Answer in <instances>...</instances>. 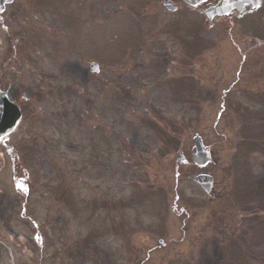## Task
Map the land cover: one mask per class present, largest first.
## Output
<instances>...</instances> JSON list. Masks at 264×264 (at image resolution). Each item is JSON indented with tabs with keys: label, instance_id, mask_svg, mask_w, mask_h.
Segmentation results:
<instances>
[{
	"label": "rangeland",
	"instance_id": "obj_1",
	"mask_svg": "<svg viewBox=\"0 0 264 264\" xmlns=\"http://www.w3.org/2000/svg\"><path fill=\"white\" fill-rule=\"evenodd\" d=\"M160 3L15 0V5L8 6L9 14L15 8L21 10L14 34L18 32L16 43L21 46V53L24 54L23 49L26 53L18 73H7L3 82H12L17 90L12 93L28 110L10 142H21L20 147L28 153L30 148L35 149L36 138L38 149L22 173L29 176L35 188L22 193L14 184L16 165L0 145V235L16 247L17 264H264V192L259 195L263 206L249 204L256 202L257 195L249 198L242 179L247 176L246 182L250 183L249 174L254 179H264V154L248 155L241 150L230 153L228 143H222V158H231L234 168L231 195L238 197L246 223V235L235 241L241 248L232 242L223 247L224 251H213L205 245V238L197 240L191 230L194 219L188 220L176 211L169 213L172 202L166 210L162 206L165 196L157 189L160 185L148 177V163L152 165V175H158L166 160L175 158V154L158 150L159 136L180 129L185 136L212 110L193 108L188 98L179 100L177 85L193 80L186 74L190 68L206 64L209 55L194 59L185 46L170 42L174 35L192 37V31L186 33L192 21L169 23L176 15L158 7ZM168 25L179 33L167 31ZM33 30L35 47L31 43ZM207 34L202 27L198 36L209 43ZM25 40L30 52L23 44L26 42L22 43ZM205 47L203 51H215L210 45ZM2 48L5 41L0 31V52ZM226 52L221 48L215 51L223 68L234 74L236 70H230ZM235 56L238 59L237 52ZM9 58L15 60L14 55ZM95 58L102 66L96 74L85 66ZM113 67L116 71H112ZM215 111L216 117L218 109ZM229 114L233 115L230 110ZM234 116L237 121L230 129L237 131L242 124L238 110ZM148 117L160 121L155 124L157 128L146 122ZM227 121L222 119L220 125ZM158 128L160 135L156 134ZM240 142L235 141L238 149ZM175 144L172 150L177 148ZM54 183L63 189L66 184L70 187L68 206L62 195L55 202V195L44 193ZM178 187L181 204L185 199L206 200V193L197 186L186 181L176 186L175 180L170 187L172 199ZM102 196L119 200L120 208L128 201L140 205L115 214L112 211L113 215L107 216L104 211L98 212ZM66 227L86 234L85 240L92 243L84 257L69 255L63 248ZM99 231L104 233L103 238H97ZM126 231L134 233L128 243L121 240ZM160 238L175 241L161 245ZM143 243L147 246H139ZM4 256L8 253L0 246V264Z\"/></svg>",
	"mask_w": 264,
	"mask_h": 264
},
{
	"label": "flooded vegetation",
	"instance_id": "obj_2",
	"mask_svg": "<svg viewBox=\"0 0 264 264\" xmlns=\"http://www.w3.org/2000/svg\"><path fill=\"white\" fill-rule=\"evenodd\" d=\"M166 1H169L174 9H168L163 4L162 9L176 15L169 23L184 19L199 22L202 19L201 22H205L204 27L208 31L209 43L207 44L215 51L218 48L227 51L230 70H236L234 74L230 73L221 65L219 54L213 50L204 51V54L209 55L207 63L202 64L201 67L190 68V71H193L190 75L195 76L198 81L194 88L196 94L194 100L205 107L226 109L223 113L224 120H228L227 122L232 120L228 109L240 108L245 121L244 130L234 134L244 140L260 139L264 135V0H201L198 4H190L187 0ZM20 15L21 11L18 9L12 14L0 13V27L2 26L1 31L5 41V48H2L0 52V70L6 72L15 73L17 70L18 73L24 61L23 57L15 58V60L9 58L13 47L7 36L15 27V21L20 20ZM166 28L171 29V25ZM184 38L175 36L170 42L176 45L181 44L184 43ZM190 42L198 43L196 38L188 41ZM196 49L193 47L192 55L199 57ZM235 52L238 53V59ZM0 88H4L1 83ZM214 113L215 111H211L206 119L201 118L202 123L193 126V131H189L185 136L181 129L172 133L179 146L177 148L182 150L185 158L184 163L177 162L175 166L177 182L192 179L200 174H209L213 176L214 184L205 201L189 202L185 199L182 203L185 207L181 204L178 206L180 197L176 195V199H179L171 209L179 210L180 215L184 212L187 216L191 214V218L194 219L191 229L197 234V239L200 235L208 236L211 233L215 240L208 239L209 245L217 249L220 246H229L231 241L238 237L243 226V210L231 195V164L228 162L226 164V160L219 154L222 148L216 142L218 138L237 137L229 136L228 123L226 127L217 125L224 114L219 113L218 119L215 120V118L212 119ZM192 135H196L195 140L201 141L203 146L210 148L213 159L206 165H200L194 160L195 143ZM0 140L5 150L10 152L4 139ZM10 149L15 150L13 144L10 145ZM259 149L260 147L255 150ZM12 161H20L18 153H15ZM171 166L174 165L171 164ZM21 167L22 165L19 166ZM227 169L228 174H223ZM217 173L221 175L219 178L216 177ZM161 242L165 244L162 240ZM0 245L9 253V257H4V264H17L18 259L14 255L13 248L1 239Z\"/></svg>",
	"mask_w": 264,
	"mask_h": 264
},
{
	"label": "water",
	"instance_id": "obj_3",
	"mask_svg": "<svg viewBox=\"0 0 264 264\" xmlns=\"http://www.w3.org/2000/svg\"><path fill=\"white\" fill-rule=\"evenodd\" d=\"M4 1L0 0V7ZM4 100L5 102L0 104V134L10 131L21 117L18 107L13 102L8 101L9 99Z\"/></svg>",
	"mask_w": 264,
	"mask_h": 264
}]
</instances>
